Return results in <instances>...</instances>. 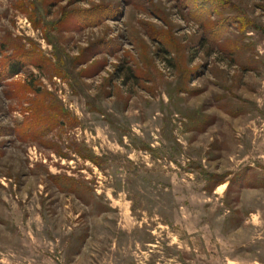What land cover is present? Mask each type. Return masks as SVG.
Here are the masks:
<instances>
[{
	"label": "rangeland",
	"instance_id": "374dc122",
	"mask_svg": "<svg viewBox=\"0 0 264 264\" xmlns=\"http://www.w3.org/2000/svg\"><path fill=\"white\" fill-rule=\"evenodd\" d=\"M0 264H264V0H0Z\"/></svg>",
	"mask_w": 264,
	"mask_h": 264
}]
</instances>
